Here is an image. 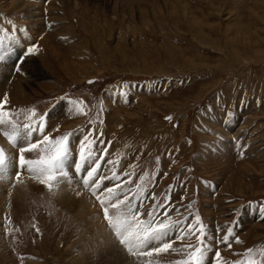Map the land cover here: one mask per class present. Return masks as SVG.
<instances>
[{
	"label": "rangeland",
	"instance_id": "1",
	"mask_svg": "<svg viewBox=\"0 0 264 264\" xmlns=\"http://www.w3.org/2000/svg\"><path fill=\"white\" fill-rule=\"evenodd\" d=\"M0 29V101L7 96L24 123L56 104L45 130L52 143L69 136L65 177L42 183L20 172L5 183L0 264H181L202 246L196 216L211 245L203 264L217 248L221 264H264V0H0ZM24 39L37 43L36 54L13 73ZM64 92L73 97L70 118L52 115L68 103L58 100ZM18 131L34 141L36 132ZM44 145L26 159L37 161L32 153L43 155ZM79 152L107 157L100 169L119 183L96 187L94 174L92 190L71 185L98 166L88 158L83 174L72 170ZM117 200L124 203L109 206ZM129 204L142 228L156 225L155 208L157 222L174 221L183 238L169 239L166 252L149 250L163 241L121 244L103 207L127 220ZM229 229L231 247L217 245Z\"/></svg>",
	"mask_w": 264,
	"mask_h": 264
},
{
	"label": "snow or ice",
	"instance_id": "2",
	"mask_svg": "<svg viewBox=\"0 0 264 264\" xmlns=\"http://www.w3.org/2000/svg\"><path fill=\"white\" fill-rule=\"evenodd\" d=\"M0 31H3L0 29ZM3 37H0V40H2ZM33 49H28V52L31 53ZM19 70V69H18ZM91 83V81H90ZM7 103V96L4 97L3 101H0V108H2ZM166 119H171V117H167ZM5 123V121L0 120V124ZM30 125H24L25 129H28ZM36 131L35 128H32L31 131L27 133L28 136L32 135V132ZM39 131L43 133L44 131V125L43 122H40ZM7 135V133H6ZM13 137L9 136V140H12ZM44 142L49 146L48 151L52 152L50 156H42L38 161H33L25 158L24 153L31 152L35 150L38 147V142L30 143L26 147H20L19 148V157H18V165L21 169H24L28 172H36L37 169L33 168V165H39L38 174L47 175L48 180H55L58 177L64 176L65 173L63 171L64 169V160L66 159L69 147H68V140L69 136L64 135L60 137L55 143H52L50 138L48 136L43 137ZM81 159H83V152H81ZM5 164V157H4V150L0 148V167H2ZM98 171L97 167H92L89 171L86 173V178L83 179V184L87 186L89 184V180L94 177V174ZM17 176L20 175V172L17 171ZM96 187L99 186V181H97ZM108 192H113L111 188L107 189ZM113 195H117L116 193H113ZM128 197L125 195L124 200H127ZM104 202L102 201V204ZM123 200H117L116 203L109 205L110 207L117 208L118 205L123 204ZM119 211V209H118ZM126 211L129 213L128 219H122L120 215H117L115 220L113 221L111 218H109L108 215V206L103 207V213L105 216V219L109 220V222L112 224V226L116 230V234L121 237L120 243L121 244H140L147 246L150 242H159L164 241L165 238L168 236L169 231L171 229V226L168 223L160 222L156 224L155 226L150 227H144L142 228V221L139 220V213L133 214V208L129 204L126 208ZM158 215L155 208L149 212V216L153 218V221H155V217ZM153 221H150L149 223L152 224ZM196 224H199V228L196 229L200 232V236L197 237V239L200 241L201 247H196L194 251H191L188 254V257L185 261L181 262V264H201L202 261L205 259V253L208 252L211 249V245L206 244L204 242V237L206 235L204 226L200 224V217H195ZM195 228V225H189L187 229V233L194 234L193 229ZM233 236V232L231 229L228 230L227 234H225L221 239L216 241L217 245L223 244L226 247H231V244L229 243L230 238ZM177 238H183V237H177ZM172 247L171 243L164 242L159 247H156L154 250L156 252H166ZM191 247V246H188ZM132 251V249H129ZM133 254H136L133 252ZM148 255H151V251L147 253ZM213 264H221V253L219 252L218 248L214 251L213 256Z\"/></svg>",
	"mask_w": 264,
	"mask_h": 264
},
{
	"label": "bare ground",
	"instance_id": "3",
	"mask_svg": "<svg viewBox=\"0 0 264 264\" xmlns=\"http://www.w3.org/2000/svg\"><path fill=\"white\" fill-rule=\"evenodd\" d=\"M24 46H20V45H18L17 46V49H19L20 51L18 52L19 53V57L21 56V55H24V56H28L29 57V55L31 54V53H29L28 52V50L26 49V47H24ZM16 52V51H15ZM26 57L27 59H31V57ZM14 71V68H12V70H11V72H13ZM12 74V73H11ZM5 76H7V78H8V72H5ZM4 77V76H3ZM6 78V79H7ZM28 81V80H27ZM25 82V81H24ZM27 84V83H26ZM23 88H24V86H23ZM24 93H25V91H24ZM29 94V93H28ZM69 103H67V104H64V103H62L60 106H59V108L55 111V112H53L52 113V115L53 114H56V113H58V112H60V111H62V110H65V109H67V108H69ZM1 120V119H0ZM6 124V123H5ZM6 125H8V123L6 124ZM0 130L2 131V132H5V133H7V134H9V135H12V137H13V139H15V142H14V144H11V143H8L7 142V139L6 138H3L2 137V135H1V133H0V136L2 137V140H0L3 144H4V147H5V149H6V156H7V161H6V163L2 166V167H0V211H3L4 209H5V207H6V202H7V200H8V198H7V194H5L6 193V189L4 190L3 189V187H5L4 185H5V183L6 182H12V181H14L15 179L17 180V179H19V177L17 178V175H16V173H17V171H19V172H22L21 174L23 175V178H25V179H29L30 177H32V176H37V174H38V169L39 168H37V167H34L33 166V168H35V169H37V171L36 172H28V171H26V170H24V169H21L20 167H19V165H18V157H19V148L20 147H24V145H28L27 143H24V142H22L21 141V138H20V136L19 137H16L17 136V134H16V132H19L18 130H15V129H13L12 131H10V129H8V128H6V129H4L3 128V125H0ZM14 134V135H13ZM39 138V133H33V140H37ZM25 141H27V139H25ZM24 155H25V158H28V157H31V156H28V154H27V152L26 153H24ZM30 159V158H29ZM32 160V159H31ZM107 167H109V165L108 164H106V166H105V168H107ZM19 168V169H18ZM71 174V173H70ZM40 177H42V176H44V175H46V174H44V175H40V174H38ZM20 176V175H19ZM71 176L73 177V175L71 174ZM71 176H68V177H66V178H60V179H63L64 181L63 182H65V181H67V179L68 180H71L70 179V177ZM65 177V176H64ZM68 182V181H67ZM67 182L65 183V185L64 186H60V188H59V190H61V192L63 193V194H67L66 193V190H65V188L66 187H68L67 186ZM72 183H75L74 181H72ZM64 184V183H63ZM68 191V190H67ZM71 191V190H70ZM3 192V193H2ZM69 193V192H68ZM71 194H72V192H71ZM70 195V194H69ZM64 196H68V194L67 195H64ZM60 196H58V198H59ZM75 197H77V196H75ZM68 201V200H67ZM93 204V203H92ZM66 205V204H65ZM68 205H70V204H68ZM71 206V205H70ZM94 206V205H93ZM91 211V210H90ZM93 218H94V215H93ZM96 219V218H95ZM94 219V220H95ZM0 220H1V213H0ZM97 224V223H96ZM99 224V223H98ZM98 226V225H97ZM97 232H99V231H97ZM101 232V231H100ZM104 233V232H103ZM106 233V232H105ZM98 236H99V234H97ZM96 236V235H95ZM107 238V237H106ZM112 241V240H111ZM99 242V241H98ZM109 242V241H108ZM160 242V241H159ZM159 242H156L155 243V245L153 246V247H156L157 246V244L159 245L160 243ZM100 243V242H99ZM98 243V244H99ZM116 244V243H115ZM113 246V245H112ZM150 246H152V242H151V244H150ZM96 247V246H95Z\"/></svg>",
	"mask_w": 264,
	"mask_h": 264
}]
</instances>
